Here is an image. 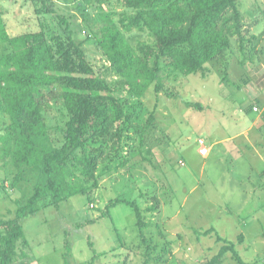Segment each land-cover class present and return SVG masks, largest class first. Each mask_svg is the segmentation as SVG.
Returning a JSON list of instances; mask_svg holds the SVG:
<instances>
[{
	"label": "rangeland",
	"instance_id": "obj_1",
	"mask_svg": "<svg viewBox=\"0 0 264 264\" xmlns=\"http://www.w3.org/2000/svg\"><path fill=\"white\" fill-rule=\"evenodd\" d=\"M49 2L52 14L42 0H0L9 34L43 30L53 44V34H63L55 14L62 15L75 37L84 40L87 59L99 76L126 100L138 129L126 132L118 155L101 160L96 181L72 168L68 180L73 194L58 207L47 198L36 214L21 219L25 236L18 253L27 255L14 264H145L146 258V264H238L231 252L221 263H212L223 245L215 233L233 241L244 262L264 264V132L261 143L257 139L264 120H258L259 128L254 125L257 114L248 110L252 98L237 86L248 57L239 52L236 38L225 59L209 61L189 75L161 56L157 81L162 89L156 91L154 82L137 97L120 90L124 80L98 43L113 24L124 30L137 52H154L155 39L148 30L122 27L121 20L135 10L122 0ZM236 4L245 21L253 24L256 19V30L264 29V0ZM62 104L60 98L51 102L45 113L56 145L63 141L68 118ZM6 123L7 115L0 112V128ZM252 125L248 139L244 132ZM199 138L210 147L206 157L198 153ZM34 166L16 167L0 150V218L14 217L30 197L38 176ZM117 197L136 200L143 210L145 242L133 208L119 203L106 213L109 201ZM152 203L154 209L148 210ZM211 227L214 232L205 234Z\"/></svg>",
	"mask_w": 264,
	"mask_h": 264
},
{
	"label": "trees",
	"instance_id": "obj_2",
	"mask_svg": "<svg viewBox=\"0 0 264 264\" xmlns=\"http://www.w3.org/2000/svg\"><path fill=\"white\" fill-rule=\"evenodd\" d=\"M135 13L121 20L127 31L148 30L154 36L155 50L143 48L139 53L129 43L124 30L111 24L105 28L99 45L117 74L124 80L123 91L143 96L158 80L159 58L166 56L182 74L197 73L205 64L217 58L225 59L232 51V38L238 50L245 53L252 37L245 31L244 18L238 0H122ZM47 13L55 12L49 0H42ZM63 34H53L50 42L43 30L12 36L0 14V112L9 123L0 128V150L16 167L35 162L37 179L33 191L16 209L12 218H0V264H14L25 252L18 253V243L24 239L21 219L38 212L47 198L58 207L73 192L68 177L72 168L88 180H95L97 168L108 155L122 151L126 132L137 125L133 112L116 89L103 80L88 61L84 40L75 37V30L60 14ZM152 49V48H151ZM151 52L153 64L146 56ZM227 64V62H224ZM68 118L62 128L63 141H52L51 127L45 113L51 102L59 99ZM153 119V112L149 122ZM119 203L133 208L139 236L146 241L144 213L136 200L117 197L107 204L109 209ZM147 207L148 210L154 209ZM214 232L213 228L204 231ZM223 242L212 263H221L224 255L232 253L238 264L244 262L236 244L215 233ZM66 254L71 251L65 242ZM146 258L144 263L146 264Z\"/></svg>",
	"mask_w": 264,
	"mask_h": 264
},
{
	"label": "crops",
	"instance_id": "obj_3",
	"mask_svg": "<svg viewBox=\"0 0 264 264\" xmlns=\"http://www.w3.org/2000/svg\"><path fill=\"white\" fill-rule=\"evenodd\" d=\"M257 23L258 20L256 19L255 22L251 24L250 22L245 21L244 18L245 29L248 31L249 36L252 37L251 40L253 41V44L251 47H247L245 49L244 57H248V59L244 60V67L242 69L243 74L237 86L247 92L250 98H252L251 102L253 103L251 108L249 107L248 110L257 114L253 123L259 128L260 121L258 120H264V29L256 30L254 24ZM255 107L257 108L256 110H254ZM254 125L249 126L247 130L251 128L253 129ZM263 132L264 131L260 127L258 133L259 135L257 136V139H259L258 142L260 143ZM244 136H246L248 139L249 137L251 138L250 131H245Z\"/></svg>",
	"mask_w": 264,
	"mask_h": 264
},
{
	"label": "built area",
	"instance_id": "obj_4",
	"mask_svg": "<svg viewBox=\"0 0 264 264\" xmlns=\"http://www.w3.org/2000/svg\"><path fill=\"white\" fill-rule=\"evenodd\" d=\"M257 108L255 107L254 110ZM198 153L202 155L203 157H206L210 152V147L205 144V141L203 138L198 139ZM179 163L183 164V160H179Z\"/></svg>",
	"mask_w": 264,
	"mask_h": 264
}]
</instances>
